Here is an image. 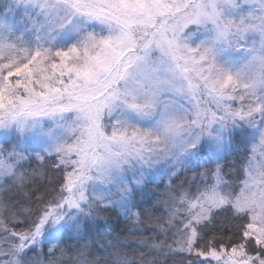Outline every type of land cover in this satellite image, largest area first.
Masks as SVG:
<instances>
[{
    "label": "snow or ice",
    "instance_id": "snow-or-ice-1",
    "mask_svg": "<svg viewBox=\"0 0 264 264\" xmlns=\"http://www.w3.org/2000/svg\"><path fill=\"white\" fill-rule=\"evenodd\" d=\"M0 264H264V0H0Z\"/></svg>",
    "mask_w": 264,
    "mask_h": 264
},
{
    "label": "trees",
    "instance_id": "trees-1",
    "mask_svg": "<svg viewBox=\"0 0 264 264\" xmlns=\"http://www.w3.org/2000/svg\"><path fill=\"white\" fill-rule=\"evenodd\" d=\"M163 183H167V181H163L162 183L160 182L159 188L154 189L157 193L163 189ZM99 223L101 232L110 233L112 235H115L123 227L122 220L116 217L114 214L107 222L101 220Z\"/></svg>",
    "mask_w": 264,
    "mask_h": 264
},
{
    "label": "rangeland",
    "instance_id": "rangeland-1",
    "mask_svg": "<svg viewBox=\"0 0 264 264\" xmlns=\"http://www.w3.org/2000/svg\"><path fill=\"white\" fill-rule=\"evenodd\" d=\"M163 181H167V178L165 177V178L163 179ZM163 181H160V182L162 183ZM160 182H159V184H160ZM163 184H165V183H163Z\"/></svg>",
    "mask_w": 264,
    "mask_h": 264
}]
</instances>
